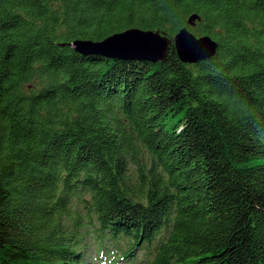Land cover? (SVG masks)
<instances>
[{"label": "trees", "instance_id": "16d2710c", "mask_svg": "<svg viewBox=\"0 0 264 264\" xmlns=\"http://www.w3.org/2000/svg\"><path fill=\"white\" fill-rule=\"evenodd\" d=\"M131 27L218 48L154 63L70 44ZM209 61L264 109V0H0V264H95L92 239L100 264H264V147Z\"/></svg>", "mask_w": 264, "mask_h": 264}, {"label": "water", "instance_id": "95a60500", "mask_svg": "<svg viewBox=\"0 0 264 264\" xmlns=\"http://www.w3.org/2000/svg\"><path fill=\"white\" fill-rule=\"evenodd\" d=\"M196 20H200L197 13L188 18L191 25H195ZM70 44L83 54H101L116 59H138L154 63L164 61L172 45L184 63L210 59L218 48V43L211 36H196L187 27H182L173 40L160 31L131 27L99 41L76 39Z\"/></svg>", "mask_w": 264, "mask_h": 264}, {"label": "clouds", "instance_id": "9594fccd", "mask_svg": "<svg viewBox=\"0 0 264 264\" xmlns=\"http://www.w3.org/2000/svg\"><path fill=\"white\" fill-rule=\"evenodd\" d=\"M206 72L216 81L214 94L222 100L228 119L234 126L243 129L254 144L264 147V109L234 89L228 83L229 77L221 66L209 61Z\"/></svg>", "mask_w": 264, "mask_h": 264}, {"label": "rangeland", "instance_id": "374dc122", "mask_svg": "<svg viewBox=\"0 0 264 264\" xmlns=\"http://www.w3.org/2000/svg\"><path fill=\"white\" fill-rule=\"evenodd\" d=\"M93 241H95L94 239H92L91 241H90V246H91V253H92V259H93V261L95 262V264H100V262H96V260H95V258H96V255H97V252L93 249V246H92V243H93ZM92 262V261H91ZM93 262V263H94Z\"/></svg>", "mask_w": 264, "mask_h": 264}]
</instances>
